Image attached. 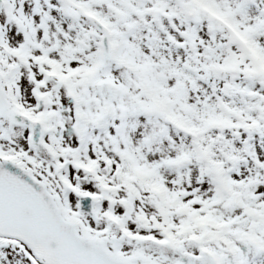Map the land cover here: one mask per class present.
<instances>
[{"label":"snow or ice","instance_id":"1","mask_svg":"<svg viewBox=\"0 0 264 264\" xmlns=\"http://www.w3.org/2000/svg\"><path fill=\"white\" fill-rule=\"evenodd\" d=\"M0 264H264V0H0Z\"/></svg>","mask_w":264,"mask_h":264}]
</instances>
